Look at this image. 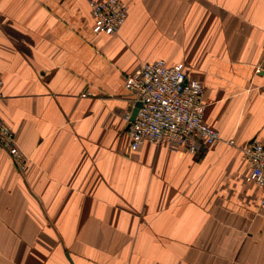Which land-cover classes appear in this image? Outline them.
Listing matches in <instances>:
<instances>
[{"label": "crops", "instance_id": "0c3cea01", "mask_svg": "<svg viewBox=\"0 0 264 264\" xmlns=\"http://www.w3.org/2000/svg\"><path fill=\"white\" fill-rule=\"evenodd\" d=\"M120 1L95 35L87 0H0V119L27 159L0 149V264H264L261 194L225 144L264 143V0ZM159 59L202 83L219 143L131 149L124 78Z\"/></svg>", "mask_w": 264, "mask_h": 264}, {"label": "built area", "instance_id": "2783aa9c", "mask_svg": "<svg viewBox=\"0 0 264 264\" xmlns=\"http://www.w3.org/2000/svg\"><path fill=\"white\" fill-rule=\"evenodd\" d=\"M87 1L93 19V33L118 34L127 17V6L120 0ZM256 71L264 75L262 66ZM124 89L131 96V106L124 115L131 149L136 150L148 142L194 155L221 141L218 131L203 118L202 83L190 79L182 64L169 65L161 59L143 62L125 75ZM262 89L264 91V84ZM137 102L140 107L130 120L133 105ZM225 144L241 153L249 167L245 182L259 189L260 203L264 206V143L252 139L238 146L233 139H228ZM0 149L7 153L18 172L26 171L27 159L18 145L16 134L1 119Z\"/></svg>", "mask_w": 264, "mask_h": 264}, {"label": "rangeland", "instance_id": "374dc122", "mask_svg": "<svg viewBox=\"0 0 264 264\" xmlns=\"http://www.w3.org/2000/svg\"><path fill=\"white\" fill-rule=\"evenodd\" d=\"M122 240L123 239H117V238H115V239H111V242H110V244H112V247H115V248H113V249H116L117 248V246L118 245H120L121 244V242H122ZM111 247V248H112ZM110 248V249H111ZM95 258H98L99 260H101V254H96L95 253ZM119 255H118V253H113V254H110V257H118ZM114 259V258H113ZM113 261H116V260H112V258H110V264H113Z\"/></svg>", "mask_w": 264, "mask_h": 264}, {"label": "water", "instance_id": "95a60500", "mask_svg": "<svg viewBox=\"0 0 264 264\" xmlns=\"http://www.w3.org/2000/svg\"><path fill=\"white\" fill-rule=\"evenodd\" d=\"M139 107H140V103H138V102L133 105V108H132V111H131L130 120H133V118L135 117L136 112H137V110H138ZM69 262H70V264H73L70 259H69Z\"/></svg>", "mask_w": 264, "mask_h": 264}]
</instances>
